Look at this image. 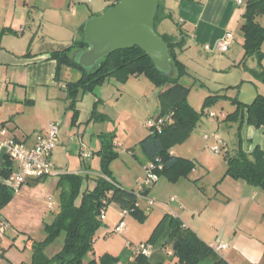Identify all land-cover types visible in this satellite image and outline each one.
Returning a JSON list of instances; mask_svg holds the SVG:
<instances>
[{
	"label": "crops",
	"instance_id": "1",
	"mask_svg": "<svg viewBox=\"0 0 264 264\" xmlns=\"http://www.w3.org/2000/svg\"><path fill=\"white\" fill-rule=\"evenodd\" d=\"M115 1L0 0V30H13L14 32L7 33L0 38V126L7 131L6 135L0 133V184L8 186V178L2 174L8 162L6 142L9 139H14L33 148L37 144V137L44 134L51 123H56L60 126V142L52 153V162L58 170L61 169L63 172H68L71 167L70 173L67 174L84 173L86 179L83 192L95 188L96 180L101 176L97 177L92 173L94 170L91 164L86 165V169L83 171L81 164L74 166V161L76 153L82 161H87L82 158V155L90 154L86 151L88 137L89 143L100 152L102 136L111 134L104 133L101 128L110 118L105 114H98L99 106L105 102V99H99L94 94L96 89L92 93L80 96L76 104L78 118L74 123V112L69 109L67 100L66 82L62 79L59 82L56 79L57 62L51 57L52 52L56 50V44H60L58 45L61 46L60 49L72 45V40L75 39L77 32L85 26L86 22L93 16L101 15ZM174 1H176L175 8L178 17L176 23L182 26L185 40H187L183 54L194 53L201 56L203 51H207V47L210 48V51L208 50L210 53H220L216 50L217 43L229 32L235 38L236 32L241 30L245 5L238 6L236 0ZM244 2L246 3L247 0ZM164 6L166 11L171 13L172 8L168 5L167 0H164ZM173 35H178L177 28ZM229 51L230 49L225 53ZM67 70L71 79L75 78L76 81L80 79L81 72L69 68ZM70 71H73L74 74H69ZM113 96L116 97V95ZM40 102L47 103L54 115L37 127L41 131L31 129L25 119ZM94 111L97 112V116H94ZM210 112L214 111H209L207 115ZM104 118H106L105 121ZM224 120L225 118L222 119V122ZM202 123L205 125L204 122ZM113 134L116 133L113 132ZM242 139L244 141L243 148L248 153L257 146L264 152L263 129L244 126ZM114 145L115 151L121 154L122 148L117 145L116 141ZM171 154L178 156L175 148ZM128 155L134 156V150L129 149ZM61 159L66 160V170L60 163ZM146 160L143 169L149 163L147 158ZM12 164V168L15 170L16 164L13 162ZM52 178L42 179L41 182L28 180L9 205L0 210L9 223L6 236L1 242L0 264H31L33 242L44 241L46 237L44 224L51 222L57 213L58 204L51 201V198L55 189L59 190V180L49 184V180ZM141 180L139 179L138 183ZM167 181L170 182L169 179ZM233 181L222 190V201L227 199L237 204L239 218H243V220L240 226L238 224L228 235L230 236L229 243H219L227 246L225 252L222 251L220 255L229 264H264V226L260 224L264 215V192L245 181ZM44 193H46V198L41 205L39 203L38 219L35 222L30 219L28 221L25 215L27 209L30 208L29 205L36 204L38 195ZM179 196L181 195L179 194ZM52 202L55 203L54 210L50 209ZM173 203H176L175 207L167 208L163 205L166 211L161 218L160 216L158 218L162 219L168 213L175 215L187 228L191 229L195 225L199 233L197 234L209 245L213 244L209 243L211 239L207 230L213 227V223L207 217L204 221L196 222L194 214L191 215L187 211L188 207L193 210L195 207L184 198L180 197L179 200L176 198ZM117 214L119 218H110L109 220L113 229L122 220L120 209ZM119 219L121 220L119 221ZM105 220L107 221V217ZM30 224L34 225L35 229ZM11 230L13 234L10 235ZM225 232L227 231L225 230ZM37 234L39 239L35 237ZM220 234L219 232L218 235L220 236ZM172 263L175 264L176 260Z\"/></svg>",
	"mask_w": 264,
	"mask_h": 264
},
{
	"label": "trees",
	"instance_id": "2",
	"mask_svg": "<svg viewBox=\"0 0 264 264\" xmlns=\"http://www.w3.org/2000/svg\"><path fill=\"white\" fill-rule=\"evenodd\" d=\"M119 1L116 0L109 8ZM263 17L264 0H247L240 30L244 39L243 63L247 59L257 58L259 65L262 64L264 25L260 19ZM167 19L173 20V16L166 11L160 0L155 21L156 30L158 25ZM176 26L177 36L161 35L169 48L173 74L159 71L148 55L137 47L117 51L105 57L93 70L82 68L74 59V55L89 47L86 43L84 27L79 30L84 36L82 41L53 51L51 57L57 62L56 79L59 82H61L64 67L81 72L79 80L68 82L65 86L69 109L74 112V123L78 118L76 104L80 96L94 92L107 80H115L123 84L130 78L146 77L161 89L158 96L161 115L156 121L161 122V130L150 132L140 145L149 163L158 165L160 161L159 164L163 166V170L158 172V175L165 176L172 182L182 178L183 173H188L191 164L182 157L172 155L171 151L190 139L205 110L212 107L218 99L217 96L208 97L201 113L187 102L190 89L183 80L190 74L186 65L178 59V52L184 51L187 40H185L182 26L179 23H176ZM7 33L14 32L0 30V38ZM255 73L264 82V70L260 67ZM95 115L97 116V112L94 111ZM238 118L240 132L244 126L264 130V96L259 95L249 105L240 103L235 113L228 114L224 121H238ZM114 139L115 134L102 136V150L98 154L102 157L104 176L97 178L93 190L82 191L86 178L80 174L60 176L58 184L61 190L60 209L51 222L44 224L46 235L44 241L33 242L31 264H166L174 260H176L175 264H229L197 233L187 228L178 217L169 213L164 215L157 224L146 244L140 245L151 250L150 257L141 254L134 256L132 246L131 248L127 246L126 251L119 258L106 257L99 262L94 257L97 232L103 227L101 215L112 204L117 205L120 210H128L130 214L137 215L142 222L146 220L144 211L138 206L139 194L122 187L109 170V162L118 156ZM243 143L240 134L239 149L234 158L228 159L226 177L245 181L264 192V152L257 146L248 153L244 150ZM12 166V161L8 158L2 171L6 178H9L14 171ZM41 181L37 180V182ZM150 190L151 188L146 189L142 196L147 197ZM15 195L9 186L0 184V210L7 207ZM62 236L64 237L62 249L53 256H48L46 250Z\"/></svg>",
	"mask_w": 264,
	"mask_h": 264
},
{
	"label": "rangeland",
	"instance_id": "3",
	"mask_svg": "<svg viewBox=\"0 0 264 264\" xmlns=\"http://www.w3.org/2000/svg\"><path fill=\"white\" fill-rule=\"evenodd\" d=\"M161 2L164 4V0H161ZM167 2L172 8L170 12L173 15V20L167 19L162 21L163 24L158 25L157 31L160 35H173L177 28L176 1L167 0ZM260 22L264 25V17L260 19ZM83 39L82 32L78 31L75 39L72 40V44ZM234 40L230 51L225 54L210 53L208 50L203 51L201 56L194 53L183 54L178 52V59L186 65L190 74L189 77L183 80V83L190 89L187 102L201 113L208 97L217 96L218 99L212 107L205 110L190 139L175 147L177 155L190 162L191 169L188 173H183V177L176 182H168L165 176L160 177L159 182L151 188L149 195L140 199L138 206L146 216L144 222L140 221L137 215L129 213L125 218L127 231L123 234H116L109 220L110 218L117 219L119 208L117 205L112 204L106 209L105 218L107 217V221L103 220V227L97 232V241L94 247V257L99 262L106 257H121L128 244H131L132 248L145 245L166 211L163 205L169 203L170 207L176 206V203H170V199L173 197L177 200L181 197L192 203L195 207L194 210L188 207L187 211L191 215L194 214L196 222L204 221L207 217L213 223V227L207 229L211 239L209 243H229L230 236L228 235L238 224L240 226L243 218H239L238 205L231 202V200L225 199L222 201L221 194L228 184L234 182L230 177H226V172L228 159L236 156L240 145L242 131L239 130V118L238 121L222 122V119L218 121V119L211 118L209 114L207 115L209 111L223 112L226 115L234 114L240 103L249 105L259 95L264 96V82L255 73L260 67L264 70V59L261 66L257 58L247 59L243 63L245 54L244 39L240 30L236 32ZM58 45L60 44L55 45L56 50L61 47ZM67 69L66 67L62 69L61 79L66 83L76 81L75 78H70ZM70 72L69 74H74L73 71ZM160 91L161 89L157 88L146 77H140L130 78L123 84L107 80L103 87H97L94 92L99 99H105V102L99 106L98 114H105L110 118L101 127L102 131L111 134L115 132L114 142L116 141L117 145L122 148L121 154L118 153V156L109 162V170L115 180L130 191H137L140 187L139 179L145 178L146 173L143 164L147 160L140 141L149 134L147 124L156 122L161 115L158 99ZM113 95H116V97ZM50 109L51 107L47 103L40 102L25 118L29 127L41 131L37 127L54 116L53 111ZM218 126L220 127L218 128ZM214 133H217L226 145L220 155L212 152L211 145L214 142L208 144L205 141L206 135ZM88 140L89 137L86 140L88 143L86 144V151L92 154V159H87L84 162L76 153L74 166L81 164V169L85 171L86 165L91 164L94 170L92 173L95 176H104L101 164L102 157L98 154L99 150L91 145ZM129 149L134 150V156L128 155ZM60 163L64 165L63 169L66 170V160L61 159ZM70 170L63 172L61 169H57V172L62 176L70 173ZM80 175L86 176L84 173ZM58 180L59 177H53L49 180V184L56 183ZM38 197L36 204L29 205L30 208L27 209L25 216L28 221L30 219V221L35 222L38 219L39 203L41 205L44 201L46 193L39 194ZM149 200L156 202L150 212L147 211ZM51 201H55L56 205L58 204L56 211L58 212L61 205L60 189H55ZM183 204L186 207L184 202ZM159 216L160 218H158ZM156 218L158 219L156 220ZM260 224L264 226V215L260 220ZM33 226L31 225L32 228H34ZM191 229L198 233L195 225ZM10 232V235L13 234L12 230ZM33 232L35 233V231ZM219 232L221 233L220 236L218 235ZM35 237L39 239L38 234ZM63 244L64 237L62 236L49 247L46 254L48 256L54 255L62 249ZM166 264L174 263L168 261Z\"/></svg>",
	"mask_w": 264,
	"mask_h": 264
},
{
	"label": "built area",
	"instance_id": "4",
	"mask_svg": "<svg viewBox=\"0 0 264 264\" xmlns=\"http://www.w3.org/2000/svg\"><path fill=\"white\" fill-rule=\"evenodd\" d=\"M238 6H244V0H236ZM234 43V35L232 33H227L222 40H220L216 45V50L220 53L227 52L232 44ZM207 50L210 51V48L207 47ZM209 116L213 119H224L227 115L224 113L210 112ZM147 128L150 132H159L161 130V122H151L147 124ZM0 133L6 135L7 131L4 127L0 126ZM205 141L210 144L214 142L211 146L212 152L216 155L222 154L223 149L226 148V145L223 139L217 134H208L205 137ZM60 142V126L56 123H51L44 134H40L37 137V144L33 148L27 147L25 144L16 141L14 139H9L6 142L8 158L16 164V169L7 179L8 186L18 194L22 187L28 182V180H42L49 177H59L61 174L57 172L55 164L52 162L51 157L54 150L57 148ZM83 159L91 158V154H83ZM160 162V161H159ZM155 164H149L145 168V178H143L139 185L140 187L136 191L139 194V198H144L142 193L146 189L152 188L160 180L158 172L163 170V166ZM175 198L170 199V203L175 202ZM147 211L149 212L152 207L155 206L156 202L154 200H149ZM169 208V203L164 205ZM55 203L50 204V209L54 210ZM106 211V210H105ZM105 211L101 215V219H105ZM121 222L114 229V233L123 234L127 229L125 218L129 215L128 210H121ZM177 217L175 215H172ZM9 228V223L4 218L0 212V251H1V242L6 236V233ZM211 248L217 253L221 254L227 246L224 244H211ZM128 247L131 248V244H128ZM133 255H144L146 257L151 256V250L145 247H136L131 248ZM171 254V253H170Z\"/></svg>",
	"mask_w": 264,
	"mask_h": 264
},
{
	"label": "water",
	"instance_id": "5",
	"mask_svg": "<svg viewBox=\"0 0 264 264\" xmlns=\"http://www.w3.org/2000/svg\"><path fill=\"white\" fill-rule=\"evenodd\" d=\"M160 0H120L84 26L88 49L74 55L79 66L93 70L117 51L140 48L155 67L173 74L169 48L155 26Z\"/></svg>",
	"mask_w": 264,
	"mask_h": 264
}]
</instances>
